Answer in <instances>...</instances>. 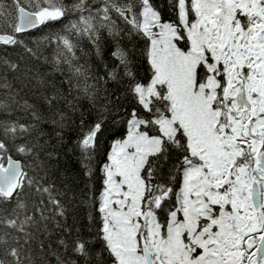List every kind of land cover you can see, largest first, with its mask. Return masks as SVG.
<instances>
[{
    "label": "snow or ice",
    "instance_id": "6c2138e0",
    "mask_svg": "<svg viewBox=\"0 0 264 264\" xmlns=\"http://www.w3.org/2000/svg\"><path fill=\"white\" fill-rule=\"evenodd\" d=\"M0 264H264V0H0Z\"/></svg>",
    "mask_w": 264,
    "mask_h": 264
},
{
    "label": "trees",
    "instance_id": "16d2710c",
    "mask_svg": "<svg viewBox=\"0 0 264 264\" xmlns=\"http://www.w3.org/2000/svg\"><path fill=\"white\" fill-rule=\"evenodd\" d=\"M73 163L75 164V161H73Z\"/></svg>",
    "mask_w": 264,
    "mask_h": 264
}]
</instances>
